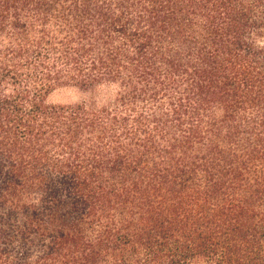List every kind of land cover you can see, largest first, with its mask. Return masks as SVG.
<instances>
[{"label": "trees", "instance_id": "obj_1", "mask_svg": "<svg viewBox=\"0 0 264 264\" xmlns=\"http://www.w3.org/2000/svg\"><path fill=\"white\" fill-rule=\"evenodd\" d=\"M0 264H264V0H0Z\"/></svg>", "mask_w": 264, "mask_h": 264}, {"label": "rangeland", "instance_id": "obj_2", "mask_svg": "<svg viewBox=\"0 0 264 264\" xmlns=\"http://www.w3.org/2000/svg\"><path fill=\"white\" fill-rule=\"evenodd\" d=\"M108 94L106 90H103L98 93L97 97L101 99L104 96H108ZM83 97L84 96L76 89L64 88L51 93L48 97V102L56 105H68L80 101Z\"/></svg>", "mask_w": 264, "mask_h": 264}]
</instances>
